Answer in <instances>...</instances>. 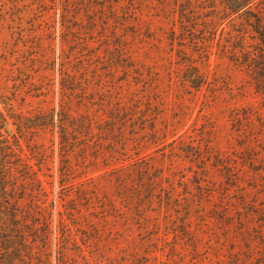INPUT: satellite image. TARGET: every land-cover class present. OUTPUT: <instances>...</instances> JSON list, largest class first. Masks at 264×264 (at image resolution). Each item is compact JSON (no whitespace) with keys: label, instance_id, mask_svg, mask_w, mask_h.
<instances>
[{"label":"rangeland","instance_id":"374dc122","mask_svg":"<svg viewBox=\"0 0 264 264\" xmlns=\"http://www.w3.org/2000/svg\"><path fill=\"white\" fill-rule=\"evenodd\" d=\"M178 28L158 0H0V108L49 191L17 192L44 264H264L259 97L216 44L199 54L202 34L172 41ZM63 108L65 140L57 120L32 127Z\"/></svg>","mask_w":264,"mask_h":264},{"label":"trees","instance_id":"16d2710c","mask_svg":"<svg viewBox=\"0 0 264 264\" xmlns=\"http://www.w3.org/2000/svg\"><path fill=\"white\" fill-rule=\"evenodd\" d=\"M161 5L169 4L174 9L176 23L179 30H172V41L185 40L184 34L192 30L202 34L195 38L193 43L199 49V54L209 57L205 47H213L216 44L222 58L229 60L230 64L246 74L248 85L253 88L254 94L259 97L260 107L264 116V0H158ZM202 49V50H201ZM185 84L199 91L206 84V76L200 73L197 67H192L184 76ZM14 116L12 113L9 115ZM52 119L32 121L33 128H39L44 124H53L57 120V127L62 131V139L68 137L70 113L63 108ZM262 118V117H261ZM89 119H85V122ZM44 122V123H42ZM52 122V123H51ZM87 124V123H85ZM89 124V121H88ZM9 126V117L0 108V264H44L42 257H34L32 245H30L28 234L35 231L38 223L28 222L33 210L20 209L21 201L17 197L20 190H28L36 193H47L37 172L28 162L23 161L17 155L14 148L15 142H11L6 136ZM78 126V125H76ZM82 129V125L79 127ZM66 142H62L65 144ZM16 158V163H13ZM65 173H62L61 186H65ZM31 185V186H30ZM21 187V188H20ZM30 187V188H29ZM13 194V195H12ZM14 199V200H13ZM38 205V200L37 203ZM28 209V210H27ZM38 209L46 211L38 205ZM35 212H39L34 210ZM46 225H50L47 215H43ZM30 229H29V227ZM50 228V227H49ZM57 236V250L60 255V263L68 247L63 243L65 233L62 229ZM45 245L48 239L44 238ZM31 248V249H30Z\"/></svg>","mask_w":264,"mask_h":264}]
</instances>
